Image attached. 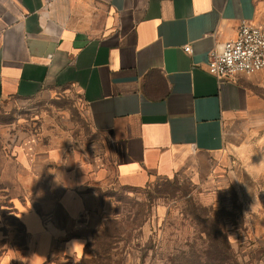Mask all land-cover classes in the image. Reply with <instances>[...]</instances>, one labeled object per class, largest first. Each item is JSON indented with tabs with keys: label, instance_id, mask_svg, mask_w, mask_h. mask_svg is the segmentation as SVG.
I'll use <instances>...</instances> for the list:
<instances>
[{
	"label": "crops",
	"instance_id": "1",
	"mask_svg": "<svg viewBox=\"0 0 264 264\" xmlns=\"http://www.w3.org/2000/svg\"><path fill=\"white\" fill-rule=\"evenodd\" d=\"M241 18L264 0H0V101L76 95L87 123L0 125V264H101L120 192L180 177L264 264V69H206Z\"/></svg>",
	"mask_w": 264,
	"mask_h": 264
},
{
	"label": "rangeland",
	"instance_id": "2",
	"mask_svg": "<svg viewBox=\"0 0 264 264\" xmlns=\"http://www.w3.org/2000/svg\"><path fill=\"white\" fill-rule=\"evenodd\" d=\"M58 97L54 103L44 98L0 101V125L11 120L45 118L57 122L73 136L87 130L78 97L65 94ZM116 210L119 220L100 241L101 264L250 262L248 255L241 252L245 251L242 245L228 242L233 229L227 228L226 233L221 227L225 218L235 219V214L207 204L184 177L162 180L139 190L121 191ZM260 251L264 254V248Z\"/></svg>",
	"mask_w": 264,
	"mask_h": 264
},
{
	"label": "built area",
	"instance_id": "3",
	"mask_svg": "<svg viewBox=\"0 0 264 264\" xmlns=\"http://www.w3.org/2000/svg\"><path fill=\"white\" fill-rule=\"evenodd\" d=\"M183 49L191 51L188 44ZM206 69L220 82L264 69V24L241 18L236 37L209 52Z\"/></svg>",
	"mask_w": 264,
	"mask_h": 264
}]
</instances>
